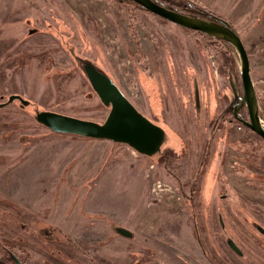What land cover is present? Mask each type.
Here are the masks:
<instances>
[{
	"label": "rangeland",
	"instance_id": "1",
	"mask_svg": "<svg viewBox=\"0 0 264 264\" xmlns=\"http://www.w3.org/2000/svg\"><path fill=\"white\" fill-rule=\"evenodd\" d=\"M186 1L231 24L262 107L264 0ZM82 60L164 130L159 152L36 122L105 120ZM239 69L230 45L128 0H0V104L28 101L0 108V264H264V140L231 117Z\"/></svg>",
	"mask_w": 264,
	"mask_h": 264
},
{
	"label": "water",
	"instance_id": "2",
	"mask_svg": "<svg viewBox=\"0 0 264 264\" xmlns=\"http://www.w3.org/2000/svg\"><path fill=\"white\" fill-rule=\"evenodd\" d=\"M129 1L183 29L224 41L237 52L240 60L239 74L243 94L233 109V115L236 117L238 111L245 107L247 120H241V123L264 140V121L258 115V98L250 77L249 58L240 37L231 26L181 14L160 6L152 0ZM80 63L93 92L103 106L109 107L105 120L97 123L56 112L41 111L36 113V122L55 134L124 144L139 155L146 157L159 152L165 139L164 130L141 114L109 76L100 72L88 61L82 60ZM13 100L20 101L21 106L28 104V101L22 97L13 94L8 97L6 103L0 104V108L12 103ZM196 104L198 105L197 97ZM116 232L123 237L130 236V233L122 228H117ZM229 244L233 247L232 243L229 242Z\"/></svg>",
	"mask_w": 264,
	"mask_h": 264
},
{
	"label": "trees",
	"instance_id": "3",
	"mask_svg": "<svg viewBox=\"0 0 264 264\" xmlns=\"http://www.w3.org/2000/svg\"><path fill=\"white\" fill-rule=\"evenodd\" d=\"M129 1V0H128ZM154 3L160 5V6H163V7H166V8H169L175 12H178V13H181V14H185V15H189V16H192V17H196V18H199V19H204V20H209V21H213V22H216V23H221V24H227L229 26H231L230 23H228L225 19H222L221 17L219 16H216L208 11H205L203 9H197L195 7H190L192 6V3H190V1H186V0H181V1H176V0H152ZM173 1V2H172ZM132 2V1H130ZM133 3V2H132ZM135 4V3H134ZM195 4V3H194ZM137 5V4H136ZM196 5V4H195ZM140 7V6H139ZM141 9H143L142 7H140ZM145 10V9H143ZM146 11V10H145ZM232 28V26H231ZM233 29V28H232ZM199 33V32H198ZM201 35H204L202 33H199ZM206 36V35H204ZM208 37V36H207ZM210 38V37H208ZM212 39V38H210ZM216 40V39H215ZM219 41V40H218ZM221 44L225 45V46H229V44H227L226 42L224 41H219ZM242 98V95L239 97V100L240 101ZM238 103V102H237ZM237 103L232 107V109H234V107L237 105ZM260 105H258V115L259 117H263V120H264V105H262L261 108H259ZM245 107H242L236 117L233 115V112L231 114V117L240 122L241 123V120H242V115H241V111L244 109ZM260 109H261V112H260ZM261 113H262V116H261Z\"/></svg>",
	"mask_w": 264,
	"mask_h": 264
},
{
	"label": "flooded vegetation",
	"instance_id": "4",
	"mask_svg": "<svg viewBox=\"0 0 264 264\" xmlns=\"http://www.w3.org/2000/svg\"><path fill=\"white\" fill-rule=\"evenodd\" d=\"M218 220H221V217L219 216L218 217ZM254 222V223H253ZM210 223H211V221H210ZM219 227L220 228H222L223 227V222H221V221H219ZM249 224H250V231H251V235H250V237H255V235L257 236V237H262V238H264V228L263 227H261V226H259L255 221H253V220H251V221H249ZM211 225L212 224H210V227H211ZM223 229V228H222ZM236 232H238V231H236ZM249 232V231H248ZM239 233V232H238ZM247 237H249L248 235H247V233L244 235V233H243V235H242V238L240 239L241 241H243L244 240V242L246 241V239H247ZM255 240H256V242H258V243H260V241L259 240H257L256 238H254ZM254 239H250L249 241H251V242H253V243H255L254 242ZM248 240V239H247ZM225 241V243H226V245H227V247L232 251V252H234L236 255H238V256H241V251L239 252V253H237V252H235L233 249H232V247L230 246V244H229V242L230 243H232V241H231V239H230V237H229V234H228V237L224 240ZM261 242L263 243L264 242V239H261ZM233 244V243H232ZM12 259H13V261L15 262V264H22L17 258H15V257H13L12 256Z\"/></svg>",
	"mask_w": 264,
	"mask_h": 264
},
{
	"label": "crops",
	"instance_id": "5",
	"mask_svg": "<svg viewBox=\"0 0 264 264\" xmlns=\"http://www.w3.org/2000/svg\"><path fill=\"white\" fill-rule=\"evenodd\" d=\"M35 30H33V32H34ZM32 32V33H33ZM31 33V34H32ZM88 141H94V142H100V143H102L100 146V148L102 149L101 151H104L105 149V146L103 145V143H109L110 141H106V140H93V139H88ZM111 143V142H110ZM112 144H116V145H121V146H125V147H127L129 150H131V152L133 153V154H135L136 152L135 151H133L131 148H129L127 145H124V144H120V143H113L112 142ZM93 146V145H92ZM118 151H120V149H117V152ZM109 152L108 151H106V156H108L109 154H108ZM138 154V153H137ZM130 155H132V154H130ZM140 156H142V155H140ZM111 220H115L114 219V216H112V219ZM115 222V221H114ZM55 223V222H54ZM59 230H61V231H66L67 229H65L64 227H62V228H59Z\"/></svg>",
	"mask_w": 264,
	"mask_h": 264
}]
</instances>
